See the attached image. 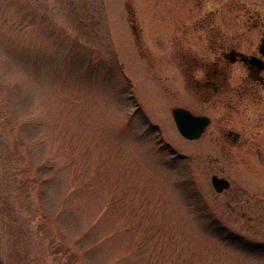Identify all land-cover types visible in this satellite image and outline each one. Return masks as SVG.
<instances>
[{"label":"rangeland","instance_id":"rangeland-1","mask_svg":"<svg viewBox=\"0 0 264 264\" xmlns=\"http://www.w3.org/2000/svg\"><path fill=\"white\" fill-rule=\"evenodd\" d=\"M241 6L264 0H0L5 264H264V170L237 177L257 194L244 219L212 185L218 149L171 113L174 40L229 41Z\"/></svg>","mask_w":264,"mask_h":264},{"label":"flooded vegetation","instance_id":"flooded-vegetation-1","mask_svg":"<svg viewBox=\"0 0 264 264\" xmlns=\"http://www.w3.org/2000/svg\"><path fill=\"white\" fill-rule=\"evenodd\" d=\"M234 9L242 14V21L233 28L237 32H232L229 41L213 38L204 51L193 53L181 40H174L172 62L178 64L187 96L172 110L181 108L209 118L199 140L212 142L220 154L213 157L207 152L205 158L207 164L218 167L207 165L212 173L211 182L215 175L228 180L227 190L233 188L232 200L241 209V217L253 220L257 197L253 184L234 187L239 175H258L264 170V7ZM216 14L217 11H211L207 19L212 20ZM208 20L201 25L209 24ZM217 29L211 28L209 33L213 36ZM220 157L233 168L230 178L217 171L224 170Z\"/></svg>","mask_w":264,"mask_h":264},{"label":"water","instance_id":"water-1","mask_svg":"<svg viewBox=\"0 0 264 264\" xmlns=\"http://www.w3.org/2000/svg\"><path fill=\"white\" fill-rule=\"evenodd\" d=\"M172 115L179 133L187 140H198L210 123L208 117L196 116L187 110L174 108ZM212 185L216 192L222 193L230 188V182L225 178L213 176ZM0 264H5L0 257Z\"/></svg>","mask_w":264,"mask_h":264}]
</instances>
